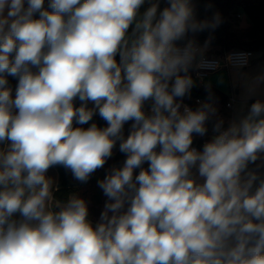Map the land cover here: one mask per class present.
<instances>
[{
  "label": "clouds",
  "instance_id": "1",
  "mask_svg": "<svg viewBox=\"0 0 264 264\" xmlns=\"http://www.w3.org/2000/svg\"><path fill=\"white\" fill-rule=\"evenodd\" d=\"M144 2L49 0V11L45 0H0V143L10 142L0 149V264H264V179L253 191L258 175L245 173L264 154V103L192 148L215 108L179 111L175 98L193 87L180 73L197 49L174 42L220 18L197 22L189 0H168L158 19V4L138 19ZM5 73L18 77L14 98ZM96 109L106 128L73 127ZM117 139L127 158L98 182L108 202L93 226L84 200H54L46 172L62 165L86 182Z\"/></svg>",
  "mask_w": 264,
  "mask_h": 264
},
{
  "label": "trees",
  "instance_id": "2",
  "mask_svg": "<svg viewBox=\"0 0 264 264\" xmlns=\"http://www.w3.org/2000/svg\"><path fill=\"white\" fill-rule=\"evenodd\" d=\"M189 3L192 7L193 18L195 21H212L213 18L218 15L220 23L214 29L205 28L197 31L188 30L182 38L174 42L176 45H188L189 43H192L193 46H201L204 54L217 57H220L229 51L246 49L253 51L254 55L255 53H258L264 58V0H189ZM25 4L28 5L27 0L25 1ZM152 4H158L157 19L159 18V13L165 7L170 6L168 0H152L151 5ZM48 5L49 0H45L44 8L51 11ZM33 18L38 19L39 13H35ZM243 19H246L247 26L241 24ZM115 59L118 63L120 62L119 54H117ZM189 68L191 70V75L188 76L192 78L194 64H191ZM33 70L34 69H32V71ZM3 75L8 81L7 87L16 89L18 85V77L8 75L7 73ZM174 79L175 78L169 81V91H171ZM197 98L202 99L204 103H216L220 105V109L215 111L214 114H210L205 122L206 133L202 136L196 133L192 134L193 143L191 146H195L198 151H202L203 146L205 145L204 140L213 131H216L217 124H221V128L229 125L230 113L226 107L229 98L215 87L205 86L204 84H198L194 81L193 87L184 97H177L175 99L176 101L189 102L193 105V102ZM73 103L74 106L78 108L83 102L77 97ZM151 105H153L151 99L145 101V106L143 105V111L145 114L146 109ZM87 107L93 109V102L88 101ZM200 108L201 107L194 105L195 111ZM92 124H96L100 129L108 126L107 121L99 115L98 109L95 110L92 119L83 125L89 128ZM133 124L134 121L130 120L123 125L121 135L124 139H126L133 130ZM83 125L78 124L75 121L73 122L74 128ZM120 142L121 141L117 139L115 146L113 147L115 153L112 157V164L123 167L127 154L120 151ZM7 143V141L0 143V149H5ZM157 151H159V147L157 148ZM261 157L264 159V154H261ZM109 161L110 157L106 162ZM52 167L56 170L58 176L56 186L54 187L55 190L53 192L54 200L56 202L65 203L71 196L76 195L79 192V188L84 182L75 179L71 170L62 165H55ZM148 168V161H145L140 167L135 168L133 170V179H135V176L139 174L141 169L147 170ZM263 170L264 166L261 165L260 160H257L254 163H249L245 170V173L255 172L258 175V180L253 185V191L258 186L259 180L264 179ZM196 171L197 168L192 169V175L195 179L197 178ZM110 173L111 171H109L108 174ZM242 175H244V173H242ZM53 207L55 208V205Z\"/></svg>",
  "mask_w": 264,
  "mask_h": 264
},
{
  "label": "rangeland",
  "instance_id": "3",
  "mask_svg": "<svg viewBox=\"0 0 264 264\" xmlns=\"http://www.w3.org/2000/svg\"><path fill=\"white\" fill-rule=\"evenodd\" d=\"M151 2L152 0H148V3H144L140 7L138 19L151 6ZM24 6L27 8L28 5L25 4ZM7 11L8 9L5 8V16L7 15ZM243 26H247L246 19H243ZM134 27L135 24L130 26L128 30L129 36L133 35ZM32 69L38 70L36 67H33ZM180 75H191L190 68L187 73L181 72ZM191 79L194 82L193 77ZM203 84L205 86H212L219 89L227 95L228 98L232 96L234 97L235 100L233 102V107L231 109H227L230 113L229 125L221 128L227 129L233 122L238 123L241 119L246 117L253 103L257 101L264 103V58H262L260 54L255 53L249 66H233L230 68L220 69L219 71L208 75L204 79ZM211 104L215 108V111L220 109L219 104ZM81 127L87 129L85 125ZM114 153L115 151L113 149L110 161L105 162L103 167L93 172L89 179L79 188V192L75 195L85 201L88 208L87 219L94 226L100 221L101 213L104 211L106 202H108V197L105 196L103 190L98 186V182L104 180L109 171H112L114 168H121V166L112 164V157ZM258 160H260L261 165L264 166V159L261 157ZM48 171V178L53 181L55 186L56 176L53 172L54 168L50 167ZM126 208L127 205H125V209H122L121 211L126 210ZM109 215H111V213H109ZM15 218H19L18 213Z\"/></svg>",
  "mask_w": 264,
  "mask_h": 264
},
{
  "label": "built area",
  "instance_id": "4",
  "mask_svg": "<svg viewBox=\"0 0 264 264\" xmlns=\"http://www.w3.org/2000/svg\"><path fill=\"white\" fill-rule=\"evenodd\" d=\"M176 46L182 49L187 45H176ZM194 47L197 49V54H196L195 59L192 62V64H194L193 80L197 82L198 84H203L204 79L208 75L213 74L219 71L220 69L230 68L233 66L247 67L250 65L254 57V52L251 50H246V49L229 51V52L224 53L222 56L217 57V56H210V55L204 54L203 48L201 46H194ZM234 100L235 99L233 96L229 98V100L226 103V107L228 109H231L233 107ZM177 102L181 104V108L179 109L181 113H183L185 106H187L192 111H195L194 105L197 107H201L203 104H205L204 101L200 98H197L193 102V105L189 102H182V101L181 102L177 101ZM144 106H145V102H144ZM152 106L153 105H151L149 108L146 109L147 115L152 114L151 112ZM217 134H218L217 131H213L204 140V144L211 142ZM191 147L198 151V149L195 146H191ZM196 173H197V178H196L197 182H203V178L199 177L198 169Z\"/></svg>",
  "mask_w": 264,
  "mask_h": 264
},
{
  "label": "crops",
  "instance_id": "5",
  "mask_svg": "<svg viewBox=\"0 0 264 264\" xmlns=\"http://www.w3.org/2000/svg\"><path fill=\"white\" fill-rule=\"evenodd\" d=\"M144 3H148V0H145V2ZM241 24H243V21H242V23ZM248 25V24H247ZM34 72H36V71H38V70H33ZM8 88H10V87H8ZM11 89V94H12V96H13V98L15 97V94H16V89H12V88H10ZM10 142H8L7 144H6V148L8 147V144H9ZM5 148V149H6ZM49 170V169H48ZM49 171H47L46 172V177L48 178V176H49V173H48ZM54 174H55V176H56V183H57V178H58V176H57V172H56V170L54 169ZM55 186H56V184H55ZM54 186V187H55Z\"/></svg>",
  "mask_w": 264,
  "mask_h": 264
}]
</instances>
